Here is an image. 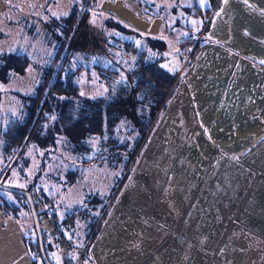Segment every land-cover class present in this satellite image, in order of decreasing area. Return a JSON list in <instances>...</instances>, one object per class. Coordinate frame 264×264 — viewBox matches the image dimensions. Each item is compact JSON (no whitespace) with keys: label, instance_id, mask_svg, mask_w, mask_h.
I'll return each mask as SVG.
<instances>
[{"label":"rangeland","instance_id":"obj_1","mask_svg":"<svg viewBox=\"0 0 264 264\" xmlns=\"http://www.w3.org/2000/svg\"><path fill=\"white\" fill-rule=\"evenodd\" d=\"M213 1L0 0V56L21 55L28 61L23 75L9 72L5 81L0 80V130L8 117L23 118V99L34 95L48 67L67 72L75 66H85L95 54L99 60L107 56L113 66L131 71L137 54L143 52L146 61H155L161 69L171 70L179 59L174 44L180 35L199 31L196 41L204 44L207 39L208 42L201 33L207 28ZM204 9L209 10L207 16ZM74 10L77 23L84 19L85 26L82 33L80 28L75 29L72 40L59 51L64 43L62 19ZM118 40L133 42L135 51L122 49ZM89 44L95 52L88 51ZM113 45L117 48L113 49ZM195 59L187 64L184 61L179 71L181 76L193 69ZM175 88L164 109L155 112L134 150L132 143L139 127L128 119L120 120L111 136L103 131L100 135L84 137L83 152L73 149L63 135H55L52 143L44 147L38 145L48 135L45 122L36 135L26 139L23 147L13 153L2 151L0 137L1 184L17 189L30 186L36 208L42 211L39 216L42 232L49 237L60 228L68 242L82 246L87 245L84 238L89 224L95 221L107 199L130 195L193 198L194 111L185 104L188 98L181 95L179 86ZM135 112L141 121L147 117L149 105L136 104ZM186 134L191 138L188 142ZM125 139L126 151L117 148ZM128 157L124 168L122 162ZM86 159L90 160L82 161ZM3 194L18 208L16 215L0 213V264H43L29 246L35 240L30 214L11 193ZM45 243L51 246L46 251L54 264L86 263V256L81 255L84 246L64 263L59 254L60 242L50 236L45 238Z\"/></svg>","mask_w":264,"mask_h":264},{"label":"crops","instance_id":"obj_2","mask_svg":"<svg viewBox=\"0 0 264 264\" xmlns=\"http://www.w3.org/2000/svg\"><path fill=\"white\" fill-rule=\"evenodd\" d=\"M201 34L176 85L194 111V197L107 199L85 264H264V0L213 1Z\"/></svg>","mask_w":264,"mask_h":264},{"label":"trees","instance_id":"obj_3","mask_svg":"<svg viewBox=\"0 0 264 264\" xmlns=\"http://www.w3.org/2000/svg\"><path fill=\"white\" fill-rule=\"evenodd\" d=\"M204 10L203 14L207 16L209 10ZM79 22L78 24L75 10L62 19L60 29L64 43L60 45L59 51L67 45L69 39L72 40L71 35L74 34L75 29L80 28V31H83L84 19ZM198 34L199 31L195 34H191L189 31L183 36L180 35L181 37L174 44L179 59L175 65L171 66V70L161 69V66L155 61H146V55L143 52L137 54L135 66L131 71L113 66L107 56H104L105 60H99L94 56L95 54L91 56L85 66H75L67 72L62 69L53 71L52 68L48 67L44 71L34 95L25 96L23 99L25 109L23 118L16 120L8 117L4 128L0 130L2 151L13 153L23 147L26 139L36 135L41 123L45 122L48 127L46 132L48 135L42 141L40 139L38 145L44 147L52 143L55 135H63L73 149L83 152L86 148L83 143L84 137L90 134L100 135L103 131L111 136L115 131L114 127L122 119L135 121L137 123L134 125L139 127L138 135L132 143V150H134L142 135L148 130L155 112L158 109H164L165 101L178 84L182 74H179L181 65L185 60L186 64L189 63L202 46L203 42L195 39ZM118 41L122 49L135 51L136 47L133 42ZM103 43L106 44L105 41ZM87 47L88 51L95 52L92 44ZM114 48L116 49L117 46L113 45ZM27 65V58L21 55H1L0 80L5 81L9 72L14 75H23ZM136 104L140 107H143L144 104L149 105L147 117L141 121L137 119ZM49 140L51 141L49 142ZM110 141L115 142L114 139H110ZM117 148L124 151L128 150V141L123 140ZM132 150L128 152V155L132 153ZM90 159L82 161L87 162ZM128 161L129 157L122 162L124 168L127 166ZM23 189L30 193L39 221L42 211L36 208V200L33 197L31 187L26 186ZM3 192L11 193L30 214L28 205L22 195L3 189H0V213L16 215L15 210L18 208V205L7 199ZM96 219L97 217L93 219L95 221L89 224L85 234V239L89 236V241L97 233ZM67 222H71V220ZM40 232L44 255L50 264H54L48 257L46 248L47 246L51 248V246L49 243H45V238L49 239L51 236L56 241L64 243L66 241L64 233L59 228L56 230L55 235L47 237V233H43L41 227ZM29 246L34 254L39 256L36 236L33 242H29ZM86 247L82 251V256L87 249ZM65 259L62 258L61 260L67 263Z\"/></svg>","mask_w":264,"mask_h":264},{"label":"water","instance_id":"obj_4","mask_svg":"<svg viewBox=\"0 0 264 264\" xmlns=\"http://www.w3.org/2000/svg\"><path fill=\"white\" fill-rule=\"evenodd\" d=\"M0 189H3L5 191H9V192L18 193V194L22 195L25 198V201H26V203L28 205V208H29V212H30V215H31L35 236H36L37 243H38V250H39L40 259H41L43 264H50L47 261L45 255H44V252H43L40 225H39L37 213H36V210H35V207H34V204H33V200H32V197H31L30 193L28 191L24 190V189L13 188V187H10V186L3 185L1 183H0Z\"/></svg>","mask_w":264,"mask_h":264},{"label":"built area","instance_id":"obj_5","mask_svg":"<svg viewBox=\"0 0 264 264\" xmlns=\"http://www.w3.org/2000/svg\"><path fill=\"white\" fill-rule=\"evenodd\" d=\"M70 245L68 242H64L61 244L60 248H59V254L61 258H68V255L70 253Z\"/></svg>","mask_w":264,"mask_h":264}]
</instances>
